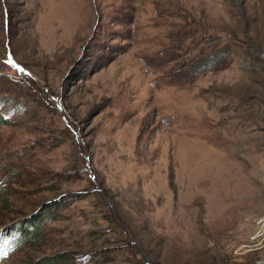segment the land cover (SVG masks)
<instances>
[{
	"label": "rangeland",
	"instance_id": "rangeland-1",
	"mask_svg": "<svg viewBox=\"0 0 264 264\" xmlns=\"http://www.w3.org/2000/svg\"><path fill=\"white\" fill-rule=\"evenodd\" d=\"M0 117V264H264V0H0Z\"/></svg>",
	"mask_w": 264,
	"mask_h": 264
},
{
	"label": "trees",
	"instance_id": "trees-1",
	"mask_svg": "<svg viewBox=\"0 0 264 264\" xmlns=\"http://www.w3.org/2000/svg\"><path fill=\"white\" fill-rule=\"evenodd\" d=\"M7 123H8L7 121H5L4 119H2L0 117V127L2 125L7 124ZM11 173H14V171H12ZM44 212L46 213L47 211H43L42 213H40V217L44 216V214H45ZM42 221H43V218L35 217L34 220L30 221L29 224L26 226L25 234L30 236V237L38 238L39 237V232H40V229H41V226H42L41 225ZM1 233H2V235L4 237H8L10 239H11V237L13 238V236H14V233L11 235V233H9V230H4ZM26 235H25L24 240L28 239ZM11 240H13V239H11ZM15 240L13 241L15 246L12 249L19 250V248L24 244V241H22V239H21V240H18V241L16 240L17 242H15ZM10 253H11V251H10ZM54 263H55V261H51V262H46L44 264H54Z\"/></svg>",
	"mask_w": 264,
	"mask_h": 264
},
{
	"label": "water",
	"instance_id": "water-1",
	"mask_svg": "<svg viewBox=\"0 0 264 264\" xmlns=\"http://www.w3.org/2000/svg\"><path fill=\"white\" fill-rule=\"evenodd\" d=\"M105 200H106V201H108V199H107V198H106Z\"/></svg>",
	"mask_w": 264,
	"mask_h": 264
}]
</instances>
